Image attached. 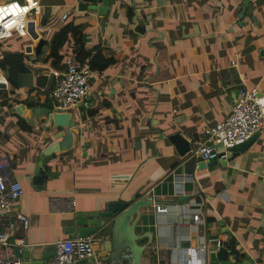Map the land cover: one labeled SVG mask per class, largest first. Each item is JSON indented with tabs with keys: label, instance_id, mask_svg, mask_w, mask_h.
<instances>
[{
	"label": "crops",
	"instance_id": "crops-1",
	"mask_svg": "<svg viewBox=\"0 0 264 264\" xmlns=\"http://www.w3.org/2000/svg\"><path fill=\"white\" fill-rule=\"evenodd\" d=\"M79 2L84 9L77 8ZM38 3L40 12L28 13L27 19L41 44L29 35L0 41V53L21 50L32 67L21 75L16 89L8 84L0 88V99L7 98L11 105L24 103V98L45 101L40 91L46 87H34L35 77L54 69L48 40L69 19L82 26L83 49L88 52L82 62L98 55L112 60L92 68L88 94L69 110L80 128L77 145L49 159L41 187L29 177L39 148L49 141L46 132L35 118L27 122L30 129L20 128L15 113L0 106L5 114L0 154L7 155L11 173L21 184L14 209L28 218L25 230L16 229L24 242L14 247L21 264L47 261L52 241L71 235L64 231L75 212L96 207L123 186L153 201L141 209L148 225L140 220L135 226L138 233L153 231L141 264H204L194 251L214 244L208 236L217 220L231 232L219 233V244L264 264V124L242 151L212 169L196 170L199 159L186 161V156L167 150L158 133L177 129L192 148L203 138L201 126L227 114L242 83L264 93V0H248L245 9L250 13L241 19L236 15L241 0H134V7L130 0H109L102 15L87 7L100 0ZM127 5L136 9V24L127 18ZM67 10L65 20H59ZM72 43L68 35L58 48L60 61L73 51ZM52 197L61 202L50 205ZM70 197L72 207L67 206ZM154 202L168 206L167 211L155 213ZM194 208H199L201 221L190 217ZM24 246L29 248L27 259L21 256ZM185 248L192 252L188 259L179 253Z\"/></svg>",
	"mask_w": 264,
	"mask_h": 264
},
{
	"label": "built area",
	"instance_id": "built-area-1",
	"mask_svg": "<svg viewBox=\"0 0 264 264\" xmlns=\"http://www.w3.org/2000/svg\"><path fill=\"white\" fill-rule=\"evenodd\" d=\"M16 7L13 8L12 6ZM0 41L11 36L25 37L27 14H38L40 5L38 0H7L0 2ZM23 10V11H22ZM67 11L59 15L63 21ZM5 25H9L5 27ZM231 63H234L231 60ZM54 76L53 85L48 91V98L52 111H69L81 101L90 90V79L95 75L89 62H82L75 53H68L62 57L60 68L50 70ZM7 81L0 71V88H7ZM236 100L231 102L227 114L211 125H203L200 130L203 135L188 152L189 157L208 160L218 156L224 158L229 153V147L259 130L264 124V93L254 86L242 83L238 87ZM10 161L6 154H0V264H21L20 257L15 253L16 245H23V239L17 235L16 229L25 230L28 226L27 216L14 209V203L22 192L21 184L10 170ZM61 202L52 197L50 205ZM73 197L67 200V206L72 207ZM155 213L166 212L167 207L162 203H153ZM189 210L187 208H184ZM180 212H182L180 210ZM199 208H194L190 216L193 221H201ZM182 216H189L182 212ZM99 237L94 234L57 236L52 241L51 257L40 264H106V260L97 255L93 249V240ZM215 245L219 242L216 240Z\"/></svg>",
	"mask_w": 264,
	"mask_h": 264
},
{
	"label": "water",
	"instance_id": "water-1",
	"mask_svg": "<svg viewBox=\"0 0 264 264\" xmlns=\"http://www.w3.org/2000/svg\"><path fill=\"white\" fill-rule=\"evenodd\" d=\"M134 7V0H130ZM146 1V0H145ZM248 0H241L237 16L241 19L244 12L250 13L245 9ZM109 0H100V4H90L87 7L95 9L100 15L105 14ZM77 8L84 9L85 6L79 2ZM136 9L133 11L131 20L136 24ZM253 17V15H252ZM239 20L237 23H241ZM26 31L30 38L37 39L38 44L42 42L37 30L33 28L32 20H27ZM27 44L25 50H29ZM261 93V91L259 92ZM237 95V93H236ZM236 95L233 98L236 100ZM33 104L27 106V103L19 102L7 107L8 112L15 113L26 124L33 123V119L39 120L43 130L46 132L45 139H49L47 143L40 147L37 152V159L32 168L29 177L30 183L36 187H41L47 178L45 166L49 159L55 153L67 149H73L77 145V135L80 134V128L76 124L74 116L69 111H52L51 106L40 102L39 100H28ZM27 107H26V106ZM5 116L4 111L0 110V122ZM257 131L248 135L244 141L229 147V153L224 158L218 156L208 160H197L194 162L196 170L202 168L212 169L217 164L224 165L225 162L231 160L239 151H242L246 144L253 139ZM160 138L165 141L163 144L167 150H174L178 156H186V161H192L193 158L188 156V152L192 149L191 143L179 130L174 129L169 132L158 131ZM184 197V195L179 196ZM152 198L150 196H138L136 192L129 193L125 186L121 187L112 198L100 202L96 207L81 210L73 215L72 223L65 226V231L69 234L87 235L94 234L99 238L93 240V249L97 255L103 257L109 264H141V257L144 248L153 237V231L147 229L138 233L135 229L139 225L138 221H142V225H148L146 213L141 209L147 205H151ZM134 215V216H133ZM133 216V217H132ZM217 227L209 234L208 239L214 240L218 238V234L226 232L231 234L228 228L221 220H217ZM147 237V242L140 243L138 240ZM22 258H28L29 248L23 247ZM198 258H202L204 264H258L253 261L251 256L242 251L230 252L223 244H208L197 248ZM154 252L152 251V254ZM180 255L187 257L192 255L191 249L181 250ZM22 264H27L26 260H22Z\"/></svg>",
	"mask_w": 264,
	"mask_h": 264
},
{
	"label": "trees",
	"instance_id": "trees-1",
	"mask_svg": "<svg viewBox=\"0 0 264 264\" xmlns=\"http://www.w3.org/2000/svg\"><path fill=\"white\" fill-rule=\"evenodd\" d=\"M133 14V7L128 6L126 7V15L127 18L130 19V17ZM137 30L142 31V28L140 26H137ZM82 26L79 22H75L73 19H69L65 21L61 27L56 30L50 39L48 40L49 44V56L50 59V66L52 68H60L62 65V61H60V54L58 52V48L62 44V42L66 39L68 35H70L73 39L72 43V52L75 53L76 56L80 61L84 59V57L87 55V51L83 49V42L81 40L82 35ZM38 44V43H37ZM100 58V59H99ZM112 58L110 56L101 58L99 55L93 56L89 59V65L91 68H102L109 62H111ZM0 70L2 71L10 90H14L17 87H19L21 82V75L23 73H30L32 72V67L29 66L25 62V54L21 50H13V51H2L0 53ZM34 71V70H33ZM54 76L51 73H42L38 74L35 77V86L34 87H40L45 86L46 88H43V90L40 91V93H43L45 101L44 103L48 104V91L53 85ZM32 89V88H31ZM24 102L27 103V105L33 104L32 101H28L27 98L23 99ZM6 105L9 107L11 103L7 102V98L0 99V106ZM50 105V104H48ZM89 113L93 112V109H88ZM17 123L20 128L23 129H30L29 125L24 122L20 117H18ZM209 219V218H208Z\"/></svg>",
	"mask_w": 264,
	"mask_h": 264
},
{
	"label": "clouds",
	"instance_id": "clouds-1",
	"mask_svg": "<svg viewBox=\"0 0 264 264\" xmlns=\"http://www.w3.org/2000/svg\"><path fill=\"white\" fill-rule=\"evenodd\" d=\"M13 8H15L16 6L15 5H13L12 6ZM4 10H0V12H3ZM23 11V10H22ZM0 19H2V16H0ZM9 25H5V27H8ZM1 71V70H0ZM2 72V71H1ZM3 74V73H2Z\"/></svg>",
	"mask_w": 264,
	"mask_h": 264
},
{
	"label": "rangeland",
	"instance_id": "rangeland-1",
	"mask_svg": "<svg viewBox=\"0 0 264 264\" xmlns=\"http://www.w3.org/2000/svg\"><path fill=\"white\" fill-rule=\"evenodd\" d=\"M0 45H1V43H0ZM50 101V100H49ZM48 104H50V103H48Z\"/></svg>",
	"mask_w": 264,
	"mask_h": 264
}]
</instances>
